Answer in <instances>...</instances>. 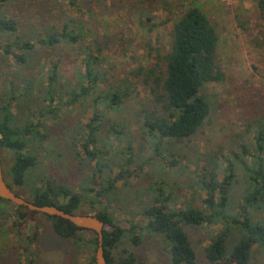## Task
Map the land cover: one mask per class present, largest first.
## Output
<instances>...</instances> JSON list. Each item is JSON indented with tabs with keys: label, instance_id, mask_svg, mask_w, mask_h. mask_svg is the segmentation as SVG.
<instances>
[{
	"label": "rangeland",
	"instance_id": "1",
	"mask_svg": "<svg viewBox=\"0 0 264 264\" xmlns=\"http://www.w3.org/2000/svg\"><path fill=\"white\" fill-rule=\"evenodd\" d=\"M191 5L204 10L220 35L219 61L224 77L205 85L211 112L197 135L180 142L162 139L156 148L157 140L145 136L136 120L142 106L147 108L152 103L151 95L131 71L154 64V49H165L174 22ZM0 17L16 22L13 31L0 28V108L10 103L17 124L43 122L42 131L47 135L43 142L29 144L38 164L25 185L14 186L21 196L31 198L32 189L41 186V179L74 190L86 183L94 163L86 156L80 162L74 148L81 151L89 134L86 125L96 111L106 116L97 143L106 139L112 144L100 159L103 167L109 166L102 175L115 178L124 171L110 200L115 221L121 227L147 223L142 209L152 204L157 188L165 193L169 209L204 208L206 190L200 181L214 180L208 171L216 172V179L223 181L229 161L237 164L245 157L254 164V138L258 120L264 117V12L257 0H6L0 1ZM67 21H72L70 29L83 35L78 42L61 40L48 46L39 41L61 31ZM95 40L102 48L98 61L101 74L130 75L139 95L128 102L129 107L117 111L105 109L102 103L94 106L91 97L73 100L80 93L85 72L83 50L93 49ZM20 41L32 46L21 49ZM8 43L12 53L5 52ZM18 55L25 60L17 59ZM54 70L57 80L52 83ZM50 86L56 96L52 104ZM121 123H125L127 132L118 139L110 128H122ZM74 134L80 139L77 147L73 145ZM242 144L248 147L246 156L241 154ZM128 147H132V154ZM214 154L219 159L212 164ZM129 158L131 161L125 164ZM12 162V153L0 147L2 171ZM238 175L237 194L247 188L241 167ZM6 214L1 210L0 264H97L98 245L90 233L83 232L76 244L53 231L52 218L28 213L27 219L18 220L15 226L17 218ZM255 215L257 220L264 218V206ZM220 227L206 224L188 229L200 264H210L205 247ZM136 232L143 243L137 248L126 243L141 260L169 264L158 238L141 229ZM251 264H264V249L255 248Z\"/></svg>",
	"mask_w": 264,
	"mask_h": 264
},
{
	"label": "trees",
	"instance_id": "2",
	"mask_svg": "<svg viewBox=\"0 0 264 264\" xmlns=\"http://www.w3.org/2000/svg\"><path fill=\"white\" fill-rule=\"evenodd\" d=\"M257 1L264 12V0ZM71 23L67 21L61 31L42 37L39 41L48 46L57 45L61 40L75 44L83 35L70 29ZM0 28L13 31L16 22L0 17ZM219 43L220 35L209 16L200 7L191 5L185 7L174 22L165 49H154L157 53L154 64L138 66L131 71V75L140 79L151 95L149 99L152 103L147 108L142 106L136 120L141 123L145 136L157 140L156 148L162 139L180 142L194 137L204 126L211 112L205 85L224 77L219 61ZM30 46L27 41L18 42L21 49ZM92 46L91 50H83L86 54L85 72L79 85L80 93L73 100L91 97L94 106L102 103L105 109L117 111L129 107L128 102L139 95L130 75L115 77L101 74L98 68L102 51L100 41L95 40ZM5 52L12 53L11 43L5 47ZM16 57L25 60L23 55ZM54 72L50 77L52 83L57 80ZM48 93L52 104L56 99L52 86ZM105 119L103 113L96 111L86 125L89 134L84 138L81 151L74 148L76 159L82 162L86 156L88 162L94 163L93 173L86 183L74 190L70 186L41 179V186L33 188L31 198L27 200L40 206L55 205L69 213L92 214L100 218L105 224L103 242L108 264H147L126 243L135 248L143 243L137 229L148 232L162 242L169 264H200L188 229L206 224L221 225L215 234L210 235V243L205 247V256L210 264H251L255 248L264 249V218L257 220L255 215L264 206V117L258 120L259 127L254 138V164L250 165L245 157L240 158L237 164L229 161L223 181L216 179L217 173L214 171H208L214 180L200 181L206 190L204 208L188 206L179 210L169 209L165 193L157 188L156 197L151 199L152 204L142 209L147 223L140 227L131 224L128 228L118 225L110 208V200L116 195L115 184L124 171L121 170L115 178L102 175L109 166L103 167L100 159L112 147L106 139L97 143L98 131ZM117 126L111 125L110 129L120 139L127 131L125 123L119 124L122 128ZM44 128L43 122L17 124L10 103L0 108V147L13 155L12 164L3 172L10 188L25 185L29 173L38 164L37 157L29 151V144L32 141L43 142L47 138L42 131ZM72 140L77 147L80 139L74 134ZM128 151L132 154V147H128ZM241 154L248 155V147L244 144ZM218 159L214 154L211 163H216ZM130 161L131 158L124 163L129 164ZM238 166L245 171L247 187L239 194L234 191L240 181ZM0 205L4 214L16 210L11 215L6 214L17 218L13 221L15 226L18 220H26L28 213H34L52 218L51 227L61 238L72 239L78 244L81 234L87 232L93 236V243H98L95 232L79 228L63 218L31 211L1 198Z\"/></svg>",
	"mask_w": 264,
	"mask_h": 264
},
{
	"label": "water",
	"instance_id": "3",
	"mask_svg": "<svg viewBox=\"0 0 264 264\" xmlns=\"http://www.w3.org/2000/svg\"><path fill=\"white\" fill-rule=\"evenodd\" d=\"M0 198L10 201L17 206L27 207L31 211L43 213L52 217H60L67 221H70L75 226L87 230H91L97 234V251H96V263L108 264L104 255V222L95 215L81 214V213H69L55 205H37L27 200L25 197L16 193V191L9 187L2 168L0 166Z\"/></svg>",
	"mask_w": 264,
	"mask_h": 264
}]
</instances>
